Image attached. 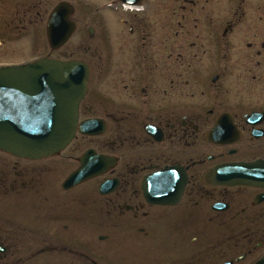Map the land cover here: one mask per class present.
Segmentation results:
<instances>
[{
    "label": "flooded vegetation",
    "instance_id": "af4514ba",
    "mask_svg": "<svg viewBox=\"0 0 264 264\" xmlns=\"http://www.w3.org/2000/svg\"><path fill=\"white\" fill-rule=\"evenodd\" d=\"M33 49L89 81L64 149L0 150V264H264V0H0Z\"/></svg>",
    "mask_w": 264,
    "mask_h": 264
},
{
    "label": "water",
    "instance_id": "95a60500",
    "mask_svg": "<svg viewBox=\"0 0 264 264\" xmlns=\"http://www.w3.org/2000/svg\"><path fill=\"white\" fill-rule=\"evenodd\" d=\"M63 6L55 10L49 24L52 42V22ZM84 64L43 57L0 67L1 149L22 157L41 158L56 153L72 140L78 105L88 80Z\"/></svg>",
    "mask_w": 264,
    "mask_h": 264
},
{
    "label": "rangeland",
    "instance_id": "374dc122",
    "mask_svg": "<svg viewBox=\"0 0 264 264\" xmlns=\"http://www.w3.org/2000/svg\"><path fill=\"white\" fill-rule=\"evenodd\" d=\"M83 1V0H82ZM27 40H28V38H27ZM46 53H48V52H46L44 49H43V51H42V53L41 54H46ZM33 54H35L33 57L35 58V57H37V55H41V54H39V53H37V55H36V52L34 51V49H33V52H28V56H30V55H33ZM1 59V58H0Z\"/></svg>",
    "mask_w": 264,
    "mask_h": 264
}]
</instances>
